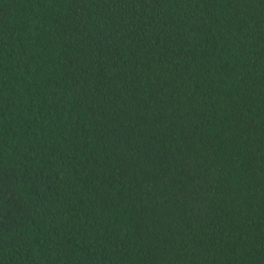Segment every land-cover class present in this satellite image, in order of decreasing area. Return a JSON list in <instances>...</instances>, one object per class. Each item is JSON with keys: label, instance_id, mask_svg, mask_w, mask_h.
<instances>
[{"label": "trees", "instance_id": "trees-1", "mask_svg": "<svg viewBox=\"0 0 264 264\" xmlns=\"http://www.w3.org/2000/svg\"><path fill=\"white\" fill-rule=\"evenodd\" d=\"M0 264H264V0H0Z\"/></svg>", "mask_w": 264, "mask_h": 264}]
</instances>
